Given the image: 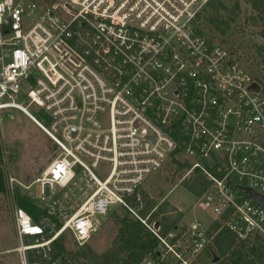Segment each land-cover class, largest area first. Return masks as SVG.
Masks as SVG:
<instances>
[{"label":"built area","instance_id":"1","mask_svg":"<svg viewBox=\"0 0 264 264\" xmlns=\"http://www.w3.org/2000/svg\"><path fill=\"white\" fill-rule=\"evenodd\" d=\"M208 1L0 0L1 199L17 243L0 246V264L10 254L18 264H61L53 242L68 233L87 244L115 206L158 240L149 264H194L221 230L264 239V209L246 193L264 196V78L200 29ZM13 111L57 150L28 185L7 169L3 120ZM165 168L183 173L178 183L202 178L209 226L162 234L133 210L129 202H141L146 180ZM19 197L39 209L36 222Z\"/></svg>","mask_w":264,"mask_h":264},{"label":"rangeland","instance_id":"2","mask_svg":"<svg viewBox=\"0 0 264 264\" xmlns=\"http://www.w3.org/2000/svg\"><path fill=\"white\" fill-rule=\"evenodd\" d=\"M216 1L223 4L226 10L235 14L233 22L227 30L220 19L214 20L213 24L208 22V18L213 16L216 9ZM216 1L210 7H204L200 11L197 20L198 26L207 37L232 48L238 57L239 63L252 74L263 79L264 21L257 19V12L251 8L247 0ZM219 14L225 18L222 11ZM215 25H218L219 29ZM222 31L225 32L222 33ZM29 111L40 121L45 122L36 106H32ZM11 114L12 119L6 117L3 120L4 139L2 140L9 153L7 169L19 182L28 185L40 176L48 163L57 155V150L54 149L51 141L41 129L28 118L16 111L11 112ZM98 172L103 174L107 172V168H101ZM182 175V172L172 173L170 169L165 168L146 180L142 193L149 197L148 200L159 203L166 201L183 211V221L181 219L178 226H189L194 221L201 222L203 227L209 226L213 219L212 215L204 210L198 202V197L187 188L188 185L193 183L192 179L178 183ZM30 193L34 201H39L40 189L38 184L31 185ZM3 195L4 193H0V246L2 248H12L17 243L12 229L8 202L5 198L1 199ZM142 207L143 205H139L138 209ZM113 209L115 210L105 218L98 216L99 223L95 233L87 243L97 254L104 252L113 243L118 229L116 218L119 219L126 212L118 206L113 207ZM133 210L137 211V208H133ZM154 219H159V217ZM62 238L68 252L73 253L80 247L68 233L63 235ZM247 242L252 244L254 239H247ZM208 246V249L197 257L194 264H215L208 253L211 244ZM3 259L5 264H18L15 254L6 255ZM150 261L151 258H148L143 261L145 263H142L149 264ZM66 264L73 263L67 262ZM169 264H172V262H169Z\"/></svg>","mask_w":264,"mask_h":264},{"label":"trees","instance_id":"3","mask_svg":"<svg viewBox=\"0 0 264 264\" xmlns=\"http://www.w3.org/2000/svg\"><path fill=\"white\" fill-rule=\"evenodd\" d=\"M216 0H209L205 7H210ZM217 2V1H216ZM251 8L257 12V19L264 21V0H247ZM213 18H208V22L214 23V20L220 21L229 28L235 17L233 12L225 9L219 1L215 6ZM224 13L225 18L220 16ZM199 18V15H197ZM219 29L218 25H215ZM225 31H222L224 33ZM263 49V48H260ZM205 182L197 176L191 185L187 188L197 197L201 196L205 188ZM4 192L3 179L0 171V193ZM146 194H142L141 202H129L132 208H137V214L141 219H146V223H159L161 233L166 234L174 230L183 218L182 212L169 204L168 202H156L148 200ZM18 203L32 218L37 221L39 209L26 197H19ZM139 205H143L138 209ZM119 219L116 218L118 225L115 240L110 247L103 253L97 254L87 244L80 246L75 252L70 253L66 250L63 238L60 237L52 244L51 259H59L61 264L72 262L73 264H141L144 260L151 258L156 259L158 256V240L137 218L131 215L127 210ZM154 219L153 218H158ZM208 253L212 261L215 257L218 261L215 264H264V239L254 238L250 244L247 240L237 239L236 236L226 232L219 231L213 238ZM41 257V256H40ZM41 261V258H38ZM43 264H47L42 260ZM159 264H169L162 262Z\"/></svg>","mask_w":264,"mask_h":264},{"label":"water","instance_id":"4","mask_svg":"<svg viewBox=\"0 0 264 264\" xmlns=\"http://www.w3.org/2000/svg\"><path fill=\"white\" fill-rule=\"evenodd\" d=\"M253 88L257 89L256 85L252 86ZM247 195L252 198L260 207H262L264 209V196L255 194L253 192L250 191H246ZM218 261V258L215 257L213 260V263H216Z\"/></svg>","mask_w":264,"mask_h":264},{"label":"crops","instance_id":"5","mask_svg":"<svg viewBox=\"0 0 264 264\" xmlns=\"http://www.w3.org/2000/svg\"><path fill=\"white\" fill-rule=\"evenodd\" d=\"M175 208H176V207H175ZM178 210H179V209H178ZM179 211L182 212L183 217H184V213H183V211H181V210H179ZM182 221H183V218H182ZM212 221H213V219H212ZM211 223H212V222H211ZM211 223H210V224H211ZM201 224H202V223H201ZM206 227H207V226H206ZM109 247H110V245L107 247V249H108ZM107 249H106V250H107ZM106 250H105V251H106ZM105 251H104V252H105ZM102 253H103V252H102ZM146 260H147V259H146ZM143 263H145V262H143ZM143 263H142V264H143Z\"/></svg>","mask_w":264,"mask_h":264}]
</instances>
